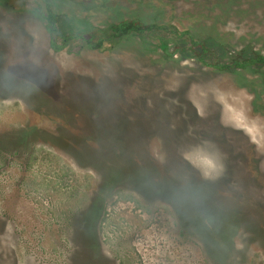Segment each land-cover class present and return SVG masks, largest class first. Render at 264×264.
Wrapping results in <instances>:
<instances>
[{"label": "rangeland", "instance_id": "374dc122", "mask_svg": "<svg viewBox=\"0 0 264 264\" xmlns=\"http://www.w3.org/2000/svg\"><path fill=\"white\" fill-rule=\"evenodd\" d=\"M49 1L61 34L106 39L137 18L190 30L210 61L264 55V0ZM45 9L0 0V264H264V67L219 70L162 34L55 51ZM113 125L158 175L210 182L179 190L182 216L124 173L105 185L56 145L8 143L33 128Z\"/></svg>", "mask_w": 264, "mask_h": 264}, {"label": "trees", "instance_id": "16d2710c", "mask_svg": "<svg viewBox=\"0 0 264 264\" xmlns=\"http://www.w3.org/2000/svg\"><path fill=\"white\" fill-rule=\"evenodd\" d=\"M45 3L46 9L45 11H41V16L46 21V29L51 38L50 46L55 51L64 49L75 40H82L91 48H102L106 39H120L133 34H162L170 35L175 43L181 42L183 44V46L177 45L176 50L188 51L202 64L219 70L247 68L250 66L264 67V55L262 54L253 55L244 59L237 58L231 62L210 61L209 57L212 54L211 46L208 45V42L205 40L196 39L190 30L180 31L166 24L144 23L137 18L110 24L107 29L109 35L106 39L103 36L96 38V35L90 32H86L85 34H61L58 29L57 15L51 10L50 1L45 0ZM163 48L164 50H168V47L164 44ZM40 102L44 103L45 100ZM109 131L110 132H108L107 129H103L99 135L87 136L83 133H71L68 129L63 128H60L57 133L44 128H33L28 134L22 133L17 136L18 138L13 137L8 139V143L18 147L24 143L42 140V142H49L56 145L70 154L80 166L92 167L99 172L101 180L105 185L120 176L121 173H124L126 175L127 188L134 190L146 200H163L171 203L178 216H182V208L176 198L179 190L184 192L193 181L201 182V185L210 183L206 180L200 181L191 178L188 174L176 177L173 173L166 172L163 175H158L147 163L138 161L132 149L130 150L125 144L124 146L120 144V141L124 143L122 139L124 131L121 126L113 125ZM89 139L94 140L96 145H90ZM101 151L102 156H104L103 159L100 158ZM177 180H183L184 183L181 184L177 182ZM199 193L200 189L198 190V194ZM181 228L187 231L189 235L201 239L200 233L193 231L192 228H185L182 226Z\"/></svg>", "mask_w": 264, "mask_h": 264}]
</instances>
